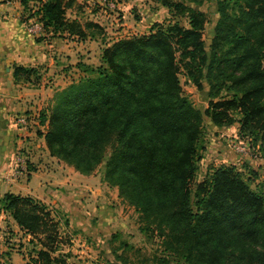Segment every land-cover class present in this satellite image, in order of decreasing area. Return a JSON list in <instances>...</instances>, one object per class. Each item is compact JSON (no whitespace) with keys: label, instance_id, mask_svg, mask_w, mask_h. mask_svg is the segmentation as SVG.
Masks as SVG:
<instances>
[{"label":"trees","instance_id":"trees-1","mask_svg":"<svg viewBox=\"0 0 264 264\" xmlns=\"http://www.w3.org/2000/svg\"><path fill=\"white\" fill-rule=\"evenodd\" d=\"M39 1L22 0L23 11L41 14L47 31L84 37L101 30L96 22L81 25L66 17L74 0H44L35 10ZM155 1L186 15L187 26L154 23L146 35L103 47L98 65L76 63L82 75L56 93L49 116L39 113L40 123H48L46 146L83 174L106 159L104 176L140 213L141 230L160 238L162 250L180 264H264L263 191L252 189L234 165L215 167L192 188L203 116L182 93L179 78L196 87L206 80L211 101L228 84L232 97L213 102L206 113L223 124L227 111L237 110L240 132L264 150V0H217L208 46L203 11ZM30 71L17 66L14 77ZM1 203L20 229L46 236L48 249H38V258L58 262L50 254L57 225L47 205L12 192Z\"/></svg>","mask_w":264,"mask_h":264},{"label":"rangeland","instance_id":"rangeland-1","mask_svg":"<svg viewBox=\"0 0 264 264\" xmlns=\"http://www.w3.org/2000/svg\"><path fill=\"white\" fill-rule=\"evenodd\" d=\"M114 1L116 7L111 9L105 5L104 0H74L72 6L66 9V17L69 20L78 21L81 25L90 21L98 22L101 30H88V34L84 37L68 32L54 37L61 38L65 45L82 43L78 53H83L85 50V54L83 53L80 59L86 58V62H83L88 63L90 60L89 64L98 65L103 47L119 38L136 34L146 35L152 24L167 23L168 20L187 26L186 15H174L155 0ZM172 1L184 2L205 13L206 22L202 38L208 46L218 19L217 0H202L199 5L193 0ZM75 50L70 52L75 53ZM86 55L89 57L87 58ZM67 61L68 59L64 63L65 66L61 68L66 69V80L63 78L61 81H53L52 74H49L45 76V86L54 90L58 86L65 87L79 79L80 76H77L80 72L79 68L75 72L76 64L71 65ZM68 75L72 80L67 77ZM179 78L182 93L203 116V133L199 142L202 146L199 150L202 158L197 162L198 170L192 188L194 189L195 183L204 179L215 167L234 165L242 171L244 178H249L252 189H260L264 193V150L261 143L253 136L240 132L237 110L227 111V116L221 120L223 124L213 123L206 113L213 102L232 97L233 91L228 84L223 86L211 101L209 95L214 91H210L206 80L202 81L201 87H196L185 80L182 74H179ZM49 92L51 93L45 100L46 104L44 102L46 106L44 105L43 110L48 116L55 103L56 95V93L52 95V91ZM30 115H34L36 117L33 116L34 119L38 120L39 110H35ZM241 140L255 147L259 156L248 155L241 151L237 146ZM105 166L106 159L92 172L81 173V182L78 184L80 189L75 193L76 198L65 202L71 207L70 209H66L60 203L47 204L35 198L47 205V209L51 212L50 217L57 225L55 240L50 244L52 247L50 254L58 262L52 264H180L176 257L162 250L160 238L141 230L144 223L140 213L119 195L118 186L105 178ZM23 232L21 237L17 236L16 240L12 241V248L17 249V252L24 256L22 264H44L38 258L37 250L48 249L44 245L46 236L42 233L32 235L24 230ZM6 264L12 263L6 260Z\"/></svg>","mask_w":264,"mask_h":264},{"label":"crops","instance_id":"crops-1","mask_svg":"<svg viewBox=\"0 0 264 264\" xmlns=\"http://www.w3.org/2000/svg\"><path fill=\"white\" fill-rule=\"evenodd\" d=\"M24 15L22 7L0 1V264H6V260L22 264L24 257L12 248V241L24 232L2 207L3 195L12 192L38 198L47 204L60 203L70 209L65 202L76 198L82 177L73 166L50 154L44 140L47 122L41 124L35 119L26 128L13 123L12 119L18 113L29 115L35 110L43 111L49 91L54 95L64 88L62 85L49 89L45 86V76L52 74L53 81L66 80V69H61L66 59L71 65L79 60L86 62V58L80 59L85 50L78 53L82 43L65 45L61 38L54 37L65 35V32L47 31V35L34 38L26 29ZM72 50L75 53H71ZM17 66L31 71L15 78ZM74 69L75 72L78 70L76 66ZM81 75V71L77 73V76ZM67 77L72 80L70 75ZM17 145L23 147L29 169L15 176L10 166Z\"/></svg>","mask_w":264,"mask_h":264},{"label":"built area","instance_id":"built-area-1","mask_svg":"<svg viewBox=\"0 0 264 264\" xmlns=\"http://www.w3.org/2000/svg\"><path fill=\"white\" fill-rule=\"evenodd\" d=\"M1 2L7 3L9 5H18L19 7H22V0H0ZM44 0H40L37 2L34 7V9L38 10V8L41 6V2ZM105 5H107L109 8L114 9L116 7V2L114 0H104ZM33 2H30V5H32ZM23 8V7H22ZM31 12H34L32 9ZM41 14H34L32 16H23V22L26 26V29L28 33H30L34 38H40L42 36L47 35V30L45 29L42 21L40 20ZM13 123L20 128H26L32 122L35 120L33 116L26 115V114H17L13 117ZM238 148L243 151L245 154H251L254 156H259V152L257 149L253 146L248 145L247 141H239L237 143ZM253 150V151H252ZM251 151V152H250ZM13 175L18 176L21 174H24L28 171L29 165L27 156L23 151L22 146H18L15 149V153L13 155L11 166H10Z\"/></svg>","mask_w":264,"mask_h":264}]
</instances>
